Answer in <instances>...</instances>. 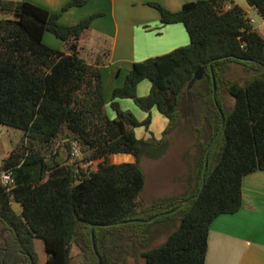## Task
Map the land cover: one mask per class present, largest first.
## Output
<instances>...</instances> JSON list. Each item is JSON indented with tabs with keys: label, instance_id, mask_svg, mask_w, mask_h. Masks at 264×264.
<instances>
[{
	"label": "trees",
	"instance_id": "16d2710c",
	"mask_svg": "<svg viewBox=\"0 0 264 264\" xmlns=\"http://www.w3.org/2000/svg\"><path fill=\"white\" fill-rule=\"evenodd\" d=\"M246 1L264 23V0ZM83 3L74 0L63 10ZM149 6L163 25L183 24L190 43L134 64L112 93L115 117L110 118L99 67L79 56L78 42L94 16L64 26L60 14L0 0V14L16 17L0 19V124L21 132L0 167V172L11 169L14 180L7 186L0 180V264H36L34 239L44 243L45 264H71L73 247L82 253V264H98L91 225L100 264H128L132 252L145 264H206L212 222L239 211L243 178L264 171V36L231 0L185 1L178 12ZM45 32L62 41L65 52L47 46ZM232 63L255 75L244 85L229 80ZM199 70L201 80L189 88ZM144 80L151 89L140 97L137 86ZM224 94L234 100L228 111ZM120 99L132 100L147 117L139 121L120 107ZM153 109L167 121L161 138H138L135 129L149 130ZM183 119L198 154L185 192L144 206L139 201L146 184L141 160L163 157L169 133ZM220 131L199 197L152 223H130L172 212L199 193L206 151ZM73 141L87 151L85 163L97 162V169L83 170L71 161ZM122 154L134 161L110 162ZM13 203L21 206L20 214Z\"/></svg>",
	"mask_w": 264,
	"mask_h": 264
},
{
	"label": "crops",
	"instance_id": "0c3cea01",
	"mask_svg": "<svg viewBox=\"0 0 264 264\" xmlns=\"http://www.w3.org/2000/svg\"><path fill=\"white\" fill-rule=\"evenodd\" d=\"M5 1L26 2L49 13L60 14L58 21L64 26L94 16L89 29L82 33L78 42L79 56L87 63L99 67L108 108L114 89L123 86L134 64L166 55L190 43L183 24L163 25L159 12L149 4L157 3L169 11L178 12L185 1L200 0H83L82 5L71 6L66 10H63L64 7L74 0ZM231 2L240 6L247 15L250 11L256 13L249 8L246 0ZM0 19L16 17L1 13ZM260 29L264 30V23L257 28L258 31ZM48 34H43V42L50 48L65 52L64 43ZM150 89L151 83L144 80L138 84L137 94L143 97L149 94ZM118 102L123 110L137 115V106L132 100L120 99ZM106 111L110 118L115 117L114 112ZM161 136L157 135V138ZM133 159L131 155L125 157L129 162ZM12 206L18 214L22 212L18 203ZM206 264H264V171H256L243 178L242 207L239 211L221 215L212 222Z\"/></svg>",
	"mask_w": 264,
	"mask_h": 264
},
{
	"label": "rangeland",
	"instance_id": "374dc122",
	"mask_svg": "<svg viewBox=\"0 0 264 264\" xmlns=\"http://www.w3.org/2000/svg\"><path fill=\"white\" fill-rule=\"evenodd\" d=\"M248 16L253 18V25L254 27H256V29L260 25H263L262 19L257 13L250 11ZM259 32L262 36H264V30L260 29ZM48 35L56 39V37L52 34ZM253 73L254 71L252 70L246 71V68H244V66L241 64L232 63L229 71L226 73V77L231 81H237L241 85H244L246 80ZM195 88H199L198 85H195ZM223 100L225 106L224 109L226 111L233 107L234 100L230 96L224 94ZM106 109H108L110 113H113V111L110 109V105H108V108L106 107ZM134 116L139 121H143L147 117V114L137 108V115ZM182 121L183 125L178 126V128L175 129L176 131L173 130L169 133L168 139L170 145L163 157L158 160H152L148 158H143L141 160L140 164L145 172L146 184L143 192L141 193L139 201L140 204H143L144 206H149L155 199L170 198L181 195L185 192V178L188 175L190 167L194 164L198 154L195 147L196 138L188 130L190 129L189 123L186 119H183ZM166 125V119L161 116L155 109L153 114H151V124L149 126V132L145 127H139L135 129V133L138 138L147 139L150 136H154L157 138V135H162V132L165 129ZM20 139V130L0 124V160L7 155V152H9L12 147L19 143ZM61 148L63 149L65 155L68 154V152L65 151L67 149L64 148V145H62ZM81 150L82 159L79 161L71 158V161L75 162L76 165L81 167V169L83 170L93 171L97 169V162L93 165L85 163V157L88 153L87 151H83V149ZM47 156L52 158L51 153L47 154ZM126 156L127 155H114L111 157L110 162L112 164L130 163L129 161L125 160ZM51 158L47 160H49V163H54L51 162ZM0 167H2V161L0 162ZM48 173L49 171L46 173V176L48 175ZM162 240L163 239L160 238L157 244ZM33 244L37 255L36 264H45L46 253L43 241L40 239H34ZM71 257V264H82L83 255L76 247L72 248ZM128 264H145V261L142 257H140V255H137V252H132L128 257Z\"/></svg>",
	"mask_w": 264,
	"mask_h": 264
},
{
	"label": "water",
	"instance_id": "95a60500",
	"mask_svg": "<svg viewBox=\"0 0 264 264\" xmlns=\"http://www.w3.org/2000/svg\"><path fill=\"white\" fill-rule=\"evenodd\" d=\"M203 76V71L199 70L196 72L193 80L191 81L190 85H189V88L192 87V85L196 82V81H199L201 80ZM212 79H213V98H214V101L216 103V97H215V94H216V86H215V79L213 77V74H212ZM219 112L221 114V117H222V127L224 126V115L222 114L221 110L219 109ZM221 131L218 133L216 139L214 140V142L210 145V147L207 149L206 151V154H205V160H204V169H203V172H202V185L200 187V191L197 195L189 198L187 201H185L179 208H177L176 210L172 211V212H166V213H162V214H159L149 220H136V221H130V223H142V224H145V223H152L153 221H155L156 219L164 216V215H170V214H173L175 212H177L178 210H180L181 208H183L184 206H186L189 202H191L192 200H195L199 197L200 193L202 192L203 188H204V185H205V175H206V170H207V167H208V154L211 150V148L214 146L215 142L217 141L219 135H220ZM72 183H74V181H72ZM115 226V224H113ZM120 225V224H118ZM95 225H91L90 226V232H91V237H92V247H93V250L95 251V254H96V257H97V260H98V264L101 263V260H100V257H99V254L96 252V249H95V244H94V241H93V229H94Z\"/></svg>",
	"mask_w": 264,
	"mask_h": 264
},
{
	"label": "built area",
	"instance_id": "2783aa9c",
	"mask_svg": "<svg viewBox=\"0 0 264 264\" xmlns=\"http://www.w3.org/2000/svg\"><path fill=\"white\" fill-rule=\"evenodd\" d=\"M229 7L230 6H227V9H229ZM249 20L251 23L254 22L251 17L249 18ZM70 153L73 159L79 160V161L82 159L81 148L77 141L72 142ZM89 164L93 165L94 163H89ZM0 180L4 186L12 184L14 182L13 171L10 169V170H4L0 172Z\"/></svg>",
	"mask_w": 264,
	"mask_h": 264
},
{
	"label": "clouds",
	"instance_id": "9594fccd",
	"mask_svg": "<svg viewBox=\"0 0 264 264\" xmlns=\"http://www.w3.org/2000/svg\"><path fill=\"white\" fill-rule=\"evenodd\" d=\"M247 18L249 19V18H250V16H248V15H247ZM251 18H252V17H251ZM252 19H253V18H252ZM249 21H250V20H249ZM253 21H254V20H253ZM250 23H251V22H250ZM251 24H254V22H253V23H251ZM255 29H256V28H255ZM256 30H257V29H256Z\"/></svg>",
	"mask_w": 264,
	"mask_h": 264
}]
</instances>
